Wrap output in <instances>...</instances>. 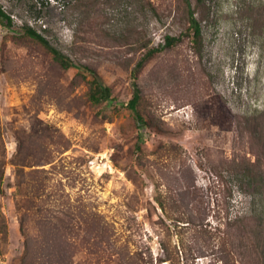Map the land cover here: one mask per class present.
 <instances>
[{"label":"rangeland","instance_id":"rangeland-1","mask_svg":"<svg viewBox=\"0 0 264 264\" xmlns=\"http://www.w3.org/2000/svg\"><path fill=\"white\" fill-rule=\"evenodd\" d=\"M191 4L0 0V264H264V0Z\"/></svg>","mask_w":264,"mask_h":264},{"label":"trees","instance_id":"trees-1","mask_svg":"<svg viewBox=\"0 0 264 264\" xmlns=\"http://www.w3.org/2000/svg\"><path fill=\"white\" fill-rule=\"evenodd\" d=\"M189 9V27L185 35L189 36L193 43H198L202 38V30L200 21L195 15V12L192 9L191 0H185ZM0 24L6 27H11L13 24L12 16L4 9V7L0 6ZM22 35L29 36L39 43H41L48 51H50L54 57V59L63 67V68H70L73 67L74 62L65 54L62 50L54 46L51 41L38 29H36L32 24L26 23L21 27ZM179 38L168 36L167 37V46L172 47L173 45L177 44ZM154 50H150L146 55L145 58L142 59L138 63V67H142L145 60L148 59ZM80 75L84 77V79H88L87 83L89 86L88 89V99L93 104H99L102 102H107L108 104H112L117 102L116 98L113 97L112 88L107 85L103 80L98 71L92 68L89 65H81L80 66ZM88 75H91L92 78L89 79ZM141 101V90L137 86L134 92L133 97L126 101L122 102L121 104L130 110H132L135 114V118L137 124L141 131L145 129L146 120L141 113L139 108ZM142 139V138H141Z\"/></svg>","mask_w":264,"mask_h":264}]
</instances>
